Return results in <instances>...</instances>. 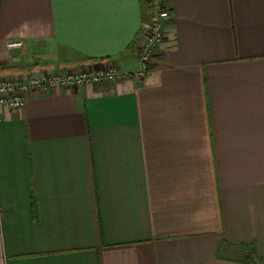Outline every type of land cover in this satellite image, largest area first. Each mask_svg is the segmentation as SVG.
Here are the masks:
<instances>
[{
    "label": "crops",
    "instance_id": "obj_1",
    "mask_svg": "<svg viewBox=\"0 0 264 264\" xmlns=\"http://www.w3.org/2000/svg\"><path fill=\"white\" fill-rule=\"evenodd\" d=\"M145 79L0 109V264H264V0H166ZM144 0H3L0 75L138 67ZM20 39L25 46L9 50Z\"/></svg>",
    "mask_w": 264,
    "mask_h": 264
},
{
    "label": "built area",
    "instance_id": "obj_2",
    "mask_svg": "<svg viewBox=\"0 0 264 264\" xmlns=\"http://www.w3.org/2000/svg\"><path fill=\"white\" fill-rule=\"evenodd\" d=\"M144 1L148 10L149 25L137 48L139 58L137 68L127 71L111 64H99L65 72L30 71L27 75H0V109L4 107L22 109L27 97L34 92L48 93L88 83L102 84L129 79H145L154 68L155 51L167 38V26L173 15L166 0ZM6 46L9 50L20 49L25 46V42L20 39H11Z\"/></svg>",
    "mask_w": 264,
    "mask_h": 264
},
{
    "label": "trees",
    "instance_id": "obj_3",
    "mask_svg": "<svg viewBox=\"0 0 264 264\" xmlns=\"http://www.w3.org/2000/svg\"><path fill=\"white\" fill-rule=\"evenodd\" d=\"M3 0H0V6L2 4ZM6 66L5 65H0V69H4ZM239 249L242 251V261L245 262H254L255 260L261 261L264 260L262 258H260L257 255V251L255 248V244L254 243H246V244H242L239 246Z\"/></svg>",
    "mask_w": 264,
    "mask_h": 264
}]
</instances>
